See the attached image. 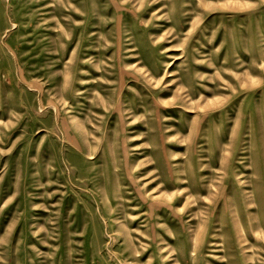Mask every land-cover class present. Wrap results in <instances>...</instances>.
<instances>
[{"label": "rangeland", "instance_id": "rangeland-1", "mask_svg": "<svg viewBox=\"0 0 264 264\" xmlns=\"http://www.w3.org/2000/svg\"><path fill=\"white\" fill-rule=\"evenodd\" d=\"M0 264H264V0H0Z\"/></svg>", "mask_w": 264, "mask_h": 264}, {"label": "bare ground", "instance_id": "bare-ground-1", "mask_svg": "<svg viewBox=\"0 0 264 264\" xmlns=\"http://www.w3.org/2000/svg\"><path fill=\"white\" fill-rule=\"evenodd\" d=\"M190 95H191V93H190ZM192 102V101H191ZM192 191H193V193H196V194H200L201 195V191H199V190H195V189H192ZM180 192V191H179ZM187 196V195H186ZM192 202H194V201H192ZM234 205V204H233ZM240 222V221H239ZM241 223V222H240ZM234 225V224H233ZM242 225V224H241ZM235 227V226H234ZM243 227V226H242ZM256 227H257V225H256ZM255 227V228H256ZM259 227V226H258ZM244 230V229H243ZM255 231V230H254ZM242 242H246V239L245 240H243ZM242 251V250H241Z\"/></svg>", "mask_w": 264, "mask_h": 264}]
</instances>
